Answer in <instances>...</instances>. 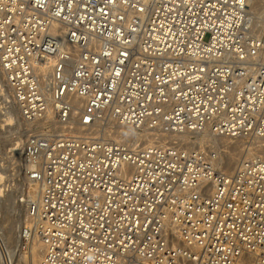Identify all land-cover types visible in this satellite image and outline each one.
<instances>
[{
  "label": "built area",
  "instance_id": "obj_1",
  "mask_svg": "<svg viewBox=\"0 0 264 264\" xmlns=\"http://www.w3.org/2000/svg\"><path fill=\"white\" fill-rule=\"evenodd\" d=\"M251 1L0 0V50L14 64L53 61L56 110L63 120L84 111L93 131L119 121L264 136ZM54 23L78 49L71 71ZM45 90L26 120L42 116ZM56 118L39 117L3 162L40 187L29 210L41 264H264L263 157L226 173L199 149L56 132Z\"/></svg>",
  "mask_w": 264,
  "mask_h": 264
},
{
  "label": "bare ground",
  "instance_id": "obj_2",
  "mask_svg": "<svg viewBox=\"0 0 264 264\" xmlns=\"http://www.w3.org/2000/svg\"><path fill=\"white\" fill-rule=\"evenodd\" d=\"M249 12L257 15L254 19L253 31L264 38V0L251 1ZM53 26L51 31L61 38L60 51L67 53L70 58L67 61V68L71 71L79 56L78 49L65 38L61 26H56L55 23ZM13 60L12 52L0 50V144L6 146L4 154L7 157L11 153L15 155L20 151V145L23 141L25 142L27 134L35 129L34 123L39 117H41L40 120H48L55 115L59 117L54 122L56 132L68 131L81 135L102 133L108 138L131 142L141 141L145 145H171L178 148L199 149L208 156H213L216 167L226 173L235 171L245 160L254 157L264 158V136L261 135L233 136L217 133L210 127L182 131H165L149 127L135 130L119 121H107L102 131H93L92 127L83 124L84 111H81L78 117L74 116L73 112L72 120H63L56 110L62 104L52 97L53 61L46 63L45 58L44 64L35 62L30 64L22 59L21 62L17 61L14 64ZM42 86H47L49 92L45 90L49 94L46 99L48 105L43 110L42 116L36 114L34 119L29 117L26 120L21 110L27 109L31 100L38 99L41 104L45 103L44 98L36 91L37 87ZM30 92H32L31 97ZM75 105L77 108L87 109L86 104L81 101H76ZM192 135L195 136L193 141ZM3 162L5 157L0 158V210L6 217L7 210L14 209L15 218L5 229L2 228L4 245H1L2 249H0V264H41L44 241L35 234L29 210L30 197L38 194L40 187L34 180L23 175L17 182L13 180L9 173V166ZM5 217L1 216L2 222L6 221ZM175 232L177 233V230ZM181 264H187V262L181 259Z\"/></svg>",
  "mask_w": 264,
  "mask_h": 264
},
{
  "label": "rangeland",
  "instance_id": "obj_3",
  "mask_svg": "<svg viewBox=\"0 0 264 264\" xmlns=\"http://www.w3.org/2000/svg\"><path fill=\"white\" fill-rule=\"evenodd\" d=\"M14 137H15V135H14ZM195 136L194 135H192L191 136V140L193 141V140H195V138H194ZM198 146H199V144H198ZM8 147V146H7ZM10 147V146H9ZM205 148V147H204ZM5 150H6V146L5 145H3V144H0V158H2V157H6V155L4 154V152H5ZM207 150H209V149H207ZM1 209V208H0ZM3 209V208H2ZM8 212H7V215H6V217H5V214L4 213H1V210H0V218H1V216H3V217H5L6 218V221L5 222H2V220L0 219V247H1V245H4V243H3V240H2V234H3V229H5V227L7 226V225H9L11 222H13L14 221V218H15V211H14V209H9V210H7ZM3 228V229H2ZM0 249H2V247L0 248Z\"/></svg>",
  "mask_w": 264,
  "mask_h": 264
}]
</instances>
